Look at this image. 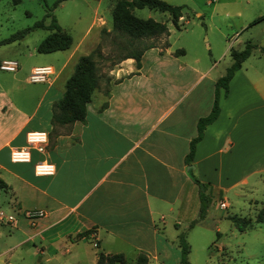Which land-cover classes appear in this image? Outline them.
Masks as SVG:
<instances>
[{"label": "crops", "instance_id": "crops-1", "mask_svg": "<svg viewBox=\"0 0 264 264\" xmlns=\"http://www.w3.org/2000/svg\"><path fill=\"white\" fill-rule=\"evenodd\" d=\"M148 50L154 55L146 66ZM164 53L155 45L143 50L138 68L125 57L97 70L85 115L71 123L52 125L50 105L70 74L61 76L63 68L71 72L80 55L75 46L56 70L46 64L51 73L36 97L21 106L0 99V178L7 184L0 189V264L28 255L46 264H96L99 251L121 252L127 264H137L138 254L145 255L139 264L178 259V234L199 206L191 175L225 202V190L264 171V64L250 60V50L226 92L218 88L217 115L187 163L196 120L210 110L224 70L211 74L213 63L204 65L201 55L186 62L183 50L169 60ZM32 130L46 132L41 150L26 142ZM14 148H28V159H10ZM41 161L53 171L36 173ZM33 208L44 214L31 221L22 212ZM86 229L87 236L76 235Z\"/></svg>", "mask_w": 264, "mask_h": 264}, {"label": "rangeland", "instance_id": "rangeland-1", "mask_svg": "<svg viewBox=\"0 0 264 264\" xmlns=\"http://www.w3.org/2000/svg\"><path fill=\"white\" fill-rule=\"evenodd\" d=\"M165 1L182 5L181 15L177 18L178 27L170 22L165 11L147 7L131 9L138 17L165 21L168 34L153 38L161 49L164 41H167L163 58L171 59L174 50L181 48L184 61L188 62L194 55H201L204 65L213 63L211 74H216L225 70L231 61L229 46L239 49L246 41H250L253 44L250 60L264 64V52L258 51V48L264 46V19L250 23L256 16H264V0ZM54 2L19 0L12 4L11 0H0V57H9L18 62L16 70L0 69V99L8 98L21 106L28 99L36 97L45 82L31 81L30 67L49 64L56 70L74 46L75 54L91 52L98 70L111 66L128 49L124 39L111 28L110 9L114 0H61L53 6ZM48 8H51V13L62 29L70 34L71 43L68 48L37 52L35 45L49 31L45 28L31 29L20 39L2 41L15 31L32 25L37 19L43 18L44 23H47L49 16H44V13ZM92 18L94 21L90 23ZM153 55L154 50L145 53L146 66L151 63ZM165 63L172 65L173 62ZM69 69L68 64L63 68L61 76L69 74ZM220 200L219 196L209 197L204 216L198 218V211L195 210L193 224L185 226V232L180 231L184 233L188 244V263L264 264V222L253 221L264 201V171L256 177L250 176L247 184H238L225 190L223 206L219 205ZM228 214L248 216L252 224L240 231L227 217ZM27 257L23 261L15 258L9 261L14 264H46L37 261L38 255ZM163 264L181 262L173 254Z\"/></svg>", "mask_w": 264, "mask_h": 264}, {"label": "trees", "instance_id": "trees-1", "mask_svg": "<svg viewBox=\"0 0 264 264\" xmlns=\"http://www.w3.org/2000/svg\"><path fill=\"white\" fill-rule=\"evenodd\" d=\"M19 0H11L12 4L17 3ZM61 0H55L53 6ZM133 7H147L159 11H165L169 15L170 22L178 27L177 18L181 15L182 5L171 4L165 0H114L110 9L111 28L120 37L123 38L128 49L121 54L118 59L125 57H132L134 60L135 68L140 66V55L143 50L155 46L153 38L160 35L168 34V27L165 21L153 19L151 17H138L131 11ZM44 16H49V21L44 23L43 18L35 20L32 25L26 26L22 29L15 31L2 41H9L11 39H20L26 32L34 28H45L49 31L37 42L35 50L37 52H51L55 50L66 49L71 43V36L68 32L56 21L51 8L44 13ZM264 19L263 15L256 16L250 21L253 23L260 19ZM168 43L164 41V47ZM252 43L246 41L242 48H230V63L225 67L224 72L219 75L214 81L213 100L208 113L200 116L196 120V134L188 141V150L185 154V161L189 163L192 159L194 144L200 139L202 130L207 123L212 121L218 112V88L223 89V93L227 90V81L231 77L235 69L240 65V62L249 54ZM174 53H182L181 48L174 50ZM93 54L91 52L80 54L77 56L72 71L67 76L63 84V91L59 98L51 102L50 105V123L53 124H66L75 120L83 119L86 112V103L90 100L93 90L98 85L99 74ZM193 181L197 186L198 194V218H202L206 212L209 197L206 182L198 180L195 176L191 175ZM7 184L0 178V189L5 188ZM227 217L233 222L238 230H244L252 224L250 217L238 216L236 214H228ZM254 222H264V201L260 208L256 211ZM194 219L188 223L191 226ZM91 229H86L78 232L77 236L88 235ZM178 245L180 252L181 264H189L186 259L188 252V244L185 240L183 232L178 234ZM144 263L145 255L138 254L136 263ZM96 264H127V260L121 252L104 254L101 251L97 253Z\"/></svg>", "mask_w": 264, "mask_h": 264}, {"label": "built area", "instance_id": "built-area-1", "mask_svg": "<svg viewBox=\"0 0 264 264\" xmlns=\"http://www.w3.org/2000/svg\"><path fill=\"white\" fill-rule=\"evenodd\" d=\"M17 67V61L15 59H2L0 60V69L13 71ZM51 73V68L48 65L34 66L29 73V79L31 81L44 80L47 75ZM46 140V132L43 130H32L26 133V142L28 146L34 147L37 150L42 149V143ZM10 159L12 160H27L28 159V148H14L10 150ZM34 171L38 174L51 173L53 171V165L48 162H36L34 164ZM219 205L223 206L224 202L219 201ZM23 216L29 220H33L36 217L42 216L44 211L40 208L25 209L22 212ZM3 217V216H2ZM7 221L11 223L16 222L15 217H7Z\"/></svg>", "mask_w": 264, "mask_h": 264}, {"label": "water", "instance_id": "water-1", "mask_svg": "<svg viewBox=\"0 0 264 264\" xmlns=\"http://www.w3.org/2000/svg\"><path fill=\"white\" fill-rule=\"evenodd\" d=\"M191 167H192V165H191Z\"/></svg>", "mask_w": 264, "mask_h": 264}]
</instances>
